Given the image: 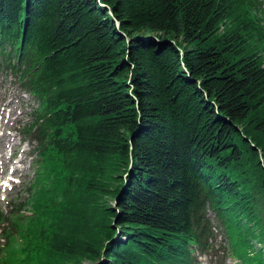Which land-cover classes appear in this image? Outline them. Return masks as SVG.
<instances>
[{
	"label": "trees",
	"instance_id": "16d2710c",
	"mask_svg": "<svg viewBox=\"0 0 264 264\" xmlns=\"http://www.w3.org/2000/svg\"><path fill=\"white\" fill-rule=\"evenodd\" d=\"M0 73L38 103L0 258L264 264V0H0Z\"/></svg>",
	"mask_w": 264,
	"mask_h": 264
},
{
	"label": "rangeland",
	"instance_id": "374dc122",
	"mask_svg": "<svg viewBox=\"0 0 264 264\" xmlns=\"http://www.w3.org/2000/svg\"><path fill=\"white\" fill-rule=\"evenodd\" d=\"M11 79L0 73V210L6 213L14 208L10 206L12 202H21L29 196L28 187L35 174V156H31L33 146L23 141L20 131L22 125L30 121L33 107L38 106L37 101L15 86ZM0 243L5 245V240L1 238ZM23 246L22 239L16 237L11 248H3L0 259L7 260L8 264L16 263L23 256ZM215 254L217 258L213 263L211 256L198 252V264H239L231 258L224 263L221 250Z\"/></svg>",
	"mask_w": 264,
	"mask_h": 264
}]
</instances>
